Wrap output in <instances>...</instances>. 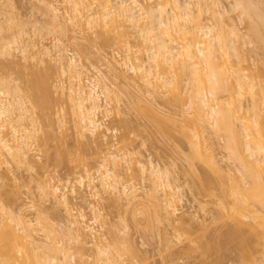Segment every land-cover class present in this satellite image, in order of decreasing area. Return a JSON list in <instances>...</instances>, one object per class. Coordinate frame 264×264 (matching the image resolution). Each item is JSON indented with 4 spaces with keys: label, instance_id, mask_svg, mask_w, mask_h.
Instances as JSON below:
<instances>
[{
    "label": "bare ground",
    "instance_id": "6f19581e",
    "mask_svg": "<svg viewBox=\"0 0 264 264\" xmlns=\"http://www.w3.org/2000/svg\"><path fill=\"white\" fill-rule=\"evenodd\" d=\"M7 1L4 0L2 3L9 5L8 2H13ZM37 1L41 4L37 5L43 7V10L41 8L43 13L46 14V10L48 15L51 13L53 17L51 19H54L53 22L50 20L49 26L56 23L54 25L56 29L52 25L51 29H46L49 30L47 32L54 28L56 35V30L69 19L72 21V25L68 23L71 28L78 27L77 29L85 34L89 31L94 32V35L99 33L97 36L100 35L99 38L103 42L99 39L98 41L114 45L117 51L111 52L110 56H104L106 70L100 68L102 65L100 67L92 65L94 70H91L92 66L88 67L79 62L75 54H67L65 46H61L59 35L47 42L43 41L45 36L48 37L42 32L44 24L42 26V23L39 25L32 23V27L29 28L31 25L28 27L29 31L25 24L19 25L16 29L18 21H15L14 17L12 19L15 22L11 20L10 15H3V21H0V167L3 163L9 164L11 161L17 163L24 161L27 165L32 163L33 167L34 159L28 154L34 145L32 143H35V140L38 143V140L45 145L48 139L52 138L56 140L53 156L57 162L64 158L75 161L83 173L77 174L74 180L69 176L54 179L50 173H44L42 178L40 177L41 191L53 196L54 200L65 208L67 214L64 227L61 228H58V224L50 220L48 215L43 217L41 213V217L38 216V213L44 212L43 208L40 210L39 207L36 208L37 216L32 218L24 212L23 207L8 206L6 203L9 201L5 202L0 198V264H130L123 262L124 258L121 257L123 251H126L123 248L128 245L123 248L119 245V242L121 243L119 239L126 241L128 239L124 236L127 234L128 223L123 222L118 229L117 226L113 227L117 232L111 230L112 241L102 240L105 238L104 233H99L92 223L98 218L101 220L100 227L106 223L101 219L104 217L100 210L102 207H97L98 203L95 204L102 199L104 191L106 196L107 193L112 195L110 200L113 199V202H124L126 205L131 203V207L138 201L140 203L142 201L140 197L144 195V199L148 198V201L153 199L152 203L159 210L164 209L165 213L155 210L156 215L172 213L173 219V213L176 214V202L181 198L179 195H182L179 184L175 183L178 176L172 175L150 154L143 158L140 152L125 150L127 149L125 145L130 142L125 138L128 137L126 131L127 136L119 134L126 139V144L123 142L125 149L122 145L123 149L121 146L114 148L115 141L109 138V133L106 134L110 126L108 127L100 117V114L106 115L112 109L120 112L121 96L113 97L112 81L110 82L108 78L112 75L117 78L120 75L125 76V72L130 73L140 92L141 86L144 87L140 94L142 97H139L145 99V105L154 115L164 114V109L159 108L154 101H157L159 94H161L159 101L163 99L164 104H170L173 98H176L187 107L184 109L182 106L180 112L191 114L190 122L179 129L183 139L190 145V151L185 154L190 167L187 168L190 169V174L196 173L197 177H200L196 168L198 165L196 166V163L194 165L195 159L204 162L215 172L213 176L209 173L211 171L204 173L199 181L200 186L212 190L211 196L216 195L212 196L216 198L214 199L216 216L225 223L224 230L220 231V235L217 234L219 236L216 237L214 234L211 235L212 239L202 238L198 240L199 242L196 240L202 247V252L210 251L211 254L215 246L220 249L232 242L242 250L243 257L249 256L252 246L250 233H253L261 243L264 256V113H262L264 111L261 110V104H264L263 75L261 76L260 72L258 73L261 78L255 75L257 71L253 74L252 62H244L248 57L243 53L247 51L240 53L242 50L240 43L250 39H246L244 33L236 28L237 22L232 21L235 16L229 13L237 9L238 15L244 23L246 22L244 24L248 35L246 37L253 38L255 35L254 38L262 43L260 41L257 43V40L253 39L260 48L261 45L264 47L262 30L264 6L261 0L259 2L234 0L231 8L226 7L224 0ZM68 25L67 28H70ZM9 28L11 30L10 33L7 31L8 35L6 29ZM13 28L15 30H12ZM12 48L20 52L17 54L18 57L12 58V54L14 55ZM2 56L6 59L4 63L14 64V67L11 66L13 69L18 65L16 76L10 74L11 71L15 74L13 69L9 71L10 73L5 71L7 65L3 63ZM252 59L254 61V57ZM2 66L6 68L4 71ZM118 68L120 73L116 71ZM256 69L260 70L258 67ZM144 92L151 95L150 99H146L148 96L145 95L143 97ZM172 94L175 97L171 96ZM172 110L167 112L171 119H175L173 115L175 110ZM124 123L123 126L127 125L126 121ZM129 124L127 127L130 129ZM157 126L164 134L166 133V136H172L173 133L169 131L171 128L167 129L168 126L163 124ZM69 128L73 131H69ZM71 131L76 134L75 137L83 149H90L92 157L100 156V160H96L97 165L94 164L98 182L93 176L95 171L92 173V168L79 146L76 147L77 152L68 147L67 137ZM209 131L215 136L218 134L223 137V146L227 151L226 160L229 159L232 165L228 162L230 166L224 167L219 163L221 160L216 158L215 151L213 153L215 147L212 144L215 141L211 139ZM121 132L124 133V130ZM121 161L131 163L125 168L130 170L129 173L125 169L123 171L125 174L120 172L121 167L118 166ZM8 164L7 166H10ZM136 177L150 182L141 192L137 191L139 186L133 183L132 178ZM75 180L79 186L81 185L82 190L83 186L89 189L88 192L91 198L96 199L95 202L90 197L86 198V194L81 190L78 191ZM207 189L206 194L210 192ZM77 195L82 198L80 201L84 200L87 204L82 205L81 201V206H74L72 196ZM87 199L90 200L87 202ZM203 203L206 205L205 201ZM85 206L91 212L89 217L87 214L89 211H85ZM160 217L158 215L156 219ZM90 242L97 254L91 261L88 260L90 254H87L86 247ZM128 250L133 252L134 248L130 245ZM220 251L221 254H217L218 256L223 255L221 249ZM208 257L202 260L206 263L205 259ZM249 261L254 264L253 258H249Z\"/></svg>",
    "mask_w": 264,
    "mask_h": 264
},
{
    "label": "rangeland",
    "instance_id": "374dc122",
    "mask_svg": "<svg viewBox=\"0 0 264 264\" xmlns=\"http://www.w3.org/2000/svg\"><path fill=\"white\" fill-rule=\"evenodd\" d=\"M2 1H4V0H2ZM2 1H1V3H2ZM8 1H11V0H8ZM253 1H255V0H253ZM257 1L259 2L260 0H257ZM262 1H264V0H261V3L264 6V2H262ZM11 2H8L9 5H7L5 2H4L5 4L2 3L4 5H2L0 3L1 4L0 5V21L2 19H4V18H2L3 15L7 14V15L11 16V20H13V21H14V19H15V21H18V22L21 21L20 23H22V21H23L22 25L20 23L16 22L18 24L17 26H15L16 29L18 28L19 25L23 26V24H25V27L27 29L30 25L31 26L29 28L32 27V23H33V25H35V24L39 25L42 23V26H43V24L45 26V27L43 26L42 32L44 35H48V37H49L48 38L47 36H45L46 38H44L43 41L46 40V42H47L50 40V38H52V37L56 38V36L59 35L60 37L59 36L58 37L60 38L61 46H65L67 54H69V53L75 54L76 57L79 58V60H80L79 62L87 65L88 67H90V65L91 66L92 65L99 66V67L102 65L100 67V68H102V70L107 69V67L104 63L105 59H106V58H104V56H110L111 52L113 53V51L114 52H115V50L117 51V48L115 49L113 47L114 45L112 46V45L107 44V43H101L103 41L101 38H99L100 35L97 36V34H99V33H97V34L95 33V35H94V32L89 31L88 33L85 34L82 31L80 32V30L77 29L78 27L73 29V28H71L72 26H70V25H72L71 24L72 21L68 19L67 20L68 22L65 21L63 23V25L61 26L63 28L62 29H61V27L59 28L60 31H58L59 29L56 25L58 30H56L57 31L55 33L56 35H54V31L56 29L54 27V25L56 23H54V25L52 24L53 27L55 28V29L53 28L54 31L52 30L53 33L51 30H50L51 32H47L49 30H46V29H51V26H52V25L49 26L51 24L50 20H52V22H53L54 19H51V17H52L50 15L51 13L48 15L47 11L45 9L44 10H45L46 14L43 13V11H42L43 7L38 6L41 4H38L39 2L37 0H13V2L12 3ZM35 2H36V4H35ZM10 3L12 4V6H10L11 5ZM224 3L226 4L227 8H231V6L234 3V0H224ZM38 7H40V8H38ZM41 8H42V10H41ZM229 13L234 14V16L236 17V18L234 17L232 19V21L237 22V23H235V25L237 24L236 28L238 27L237 29L241 30L240 32L244 33V36L246 39H248V38L250 39L249 41L245 42L246 44L240 43V47H241L240 49H242L240 53L245 52L244 50L247 51L245 54L243 53V55L248 57L244 62H250L251 61L252 62L251 65L254 67V70L253 71L251 70L253 72V74L256 71H257L256 73L260 72L261 76L263 75L262 77L264 78V69H263L264 65H262V64H264V51H263L264 47H263V45H261V48H260V45L257 44L260 40L254 38L255 35L253 38L255 40H257V43L253 38L246 37V35H247L246 30H245L246 26L244 25L246 22L244 23L243 19H241V17L238 15L237 9L231 10V12L229 11ZM235 14H237V16ZM13 17H14V19H12ZM46 17L49 18V19L47 18L48 21L46 20ZM45 20H46V22H48V24L46 22H44ZM13 21H12V23L15 22V21L14 22ZM16 23H15V25H16ZM68 23H70V25H68ZM27 24H28V26H26ZM67 25L70 26V28H67ZM13 27H14V25H13ZM15 28H13L12 30H15ZM29 28L27 31L30 30ZM10 30H11V28H9V30L6 29V33H7V31L10 33ZM262 30H264V28ZM262 30L260 31L261 34L263 32ZM4 32L5 31L3 30V33ZM3 33L1 34L2 36H3ZM6 33H4V34H6ZM82 33L85 35H83ZM89 33H91V34H89ZM7 34H6V36L8 37L9 34L8 35ZM88 34L90 37L88 36ZM102 35H104V34H101V36ZM93 36H95V37L92 38ZM251 36H253V35H251ZM263 36H264V32H263ZM98 39L101 40V42L98 41ZM251 39L254 40L253 41L254 43L252 42L253 44L251 43ZM260 43H262V42L260 41ZM243 44H245V45H243ZM246 45L249 46V48H247ZM250 47H251L252 52L250 51ZM258 50H260V51H258ZM12 51H14L13 52L14 55L12 54V58H16L19 56V55H17L19 52L18 50L15 51V49H13ZM248 51H249V53H248ZM247 53L249 54V56L251 53V56L254 57V61H252L253 57H251V56L249 57ZM252 53H253V55H252ZM19 54H20V52H19ZM0 59H1V57H0ZM2 60H3V63H4V60L6 62V59L5 58L3 59V56H2ZM255 61H256V64H255ZM4 64L7 65V63H4ZM9 64L10 63H8V65ZM12 64H10V67L11 66L14 67V64L13 65ZM46 64H47V61H46ZM8 65L6 67L7 69L5 68V66H2V70L4 71L6 69L5 71L7 73H10L9 71L12 70L13 68L12 67L9 68ZM94 66H92L91 70H94L93 69ZM3 67H4V69H3ZM256 67L260 68V70H258V69L255 70ZM17 68H18V65H17ZM17 68L13 69L15 71V74H14V72L11 71L10 74L12 76H16ZM116 71L120 73L119 68L116 69ZM261 71H263V73ZM125 73H126L125 76L120 75L119 78L112 77L113 75L109 76L110 79L108 78V80H110V82L112 81L111 85L114 89L111 92V94L113 95V97L115 95L121 96V101H120V105H119L120 112H118L115 109H112L110 112H107L108 115L107 114L103 115V113L100 114V117L103 118L104 123L106 125H108V127L110 126V128L107 129L106 134L109 133L110 134V135L108 134L109 138H112L115 141V143L113 141V143L115 145V146L113 145L114 148L116 146H117V148H119L122 145L123 148L125 149V147H126L127 149H125V150H129V152H130V150H134L133 152H135V153L140 152L139 154L143 158H146L147 155L150 154L151 157L155 161H157L162 167L167 168L168 171L172 175H177L178 179H175V183L179 184L182 195H179V197H181V198L180 199L178 198V201L176 202L177 205H175L176 206V210H175L176 214L174 215V213H173V219H171L172 213L170 214L171 217L167 213L165 215L164 209H163V211H162V209L159 210V208L154 206V204L152 203L153 199H151L152 201L151 200L148 201L149 200L148 198H147L148 200L146 198L144 199V197H145L144 195H143V197H140V200H142L140 203H139V201L136 205L134 203H132V204H134L133 207L135 209H132L133 207H131V203L127 204L128 205L127 206L126 203H124V202L123 203L119 202L120 204L117 202L116 203L113 202L112 201L113 199L110 200L111 199L110 197H112V195L110 193H107L108 195L106 196L105 191L102 192L105 197L103 196L102 199L100 198V200L95 202L96 199L91 198V196L88 192L89 189L86 186L85 187L83 186V190H82V187H80L81 185L79 186L78 181L75 180L76 188H79L78 191L81 190L83 193L86 194V198L90 197V199L94 200L95 204L98 203V204H96V206L98 205L97 207H100V208L102 207L100 209L102 212L101 211L100 212H101V214H103L104 217H102L101 219H104V221L106 223H104L103 226L100 227L99 224L101 223V220L99 218L95 222H92V223H94V226H96L95 229L97 231H99V233L100 232L104 233L103 235L105 236V238H103L102 240L112 241L111 238H113V234H112L111 230H113L114 232L116 230V232H117V229L123 225V222H125V223L127 222L128 223V227L126 226L127 227L126 228L127 234H124V236H126L128 238L127 241L130 242V245L134 248V251L132 252V251L128 250L130 247L129 242H127L125 239H123V240L119 239L122 243L121 244L119 242V245L122 248L125 245L129 246V247L127 246L126 248L124 247L123 249L126 251H123L124 253L121 254V257L124 258L123 262H125V263H130V264H252L251 261H249V258H253L254 262L253 261L252 262L254 264H263L264 256H263V253L261 250V243L257 239V236L254 235L253 233H250V238L252 239L251 240L252 246H251L249 254H248L249 256H246V257H248L247 259H246V257H243L242 250L237 248L236 245L232 242L229 243V245L231 244L230 246L226 245V247H228V248H226L224 246L220 248L222 250V253H223V255H219L220 257L217 254H219V253L221 254V251H220V249H218L217 246L214 247V250L211 251V254H210V251H209V253H208V251L202 252V249H201L202 247L199 245V243L197 244L196 240L198 241L199 239H202V238H207L208 240H209V238L212 239V236H214V234L216 236L217 234L221 233L220 231L224 230V227H225L224 224L225 223H223L224 221H220L216 216V210L214 209L215 208L214 207V205H215L214 199L216 200V198L212 197V196H216V195L211 196V194H213V193H211L212 190L210 191L206 188L208 191H210V192H208L210 194L207 193L208 194L207 195L205 187L200 186V181H199L200 180L199 178H201V176L204 173L211 171L209 173H210V175L213 176V175H215L214 174L215 172L210 170V168L204 162H201L199 160L201 162L200 163L198 160L194 159V165H195V163H196V166L198 165L196 168L199 172V173L198 172L197 173L199 174L200 177H197L198 175L196 173L190 174L191 171L189 169L190 168L189 164H188L189 161H187V159H188L187 157H186L187 159L185 158V154H187L190 151V147H189L190 145H189V142H187L186 140L183 139V137H182L183 134H181L179 129L182 125L188 124L190 122L189 121V119H190L189 115H191V114L186 115L185 113L183 114L180 112V108L182 106L184 107V109H187V107L184 104L182 105L181 104L182 102L176 100V98L172 97L173 101L171 100L172 102L170 104H167V103L164 104L162 102L163 99H162V101H159L158 99H161V98H159L161 94H159L157 101L156 100H154V101H155V103H157V105H159L158 106L159 108L164 109V114L159 115V116L154 115L153 113H151L148 110L147 106L145 105V99L140 98V97H142V96H140V94L142 93L144 87L141 86V92H140L139 88L137 87V84L134 82V80H132L130 73L129 72H125ZM256 73H255V75L260 77V75H259L260 73H258V74H256ZM259 77H258V79H259V81H261V79H260L261 77L260 78ZM263 78H262V80H263L262 82L264 84ZM262 91H264V89ZM142 95H143V97H144V95L148 96V97H146V99H148V98L150 99L149 96H151V95H146V92H144ZM163 96H164V94H162L161 97L163 98ZM171 96H174V95L172 94ZM137 97H139V98H137ZM165 102H166V100H165ZM261 105H262L261 110L264 111V106H263L264 104H261ZM171 109L175 110V112H173L175 119H171L168 112H167V110L169 111ZM262 113H264V112H262ZM101 115H103V116H101ZM124 120L126 121V124H127V125H124L126 127H124L122 125L125 122ZM158 122H159V124H158ZM161 123L164 126H168V127H166L167 129L171 128L169 130L170 132L173 133L172 136L170 135L171 137L166 136V133L164 134L163 131L158 129L157 125L162 126ZM128 124H129V127H131L130 129L127 127ZM70 128H69V131L70 130L73 131V129H70ZM126 128H127V130H126ZM123 130H124V133L121 132ZM72 131H71V134H68L70 136L67 137L68 138L67 139L68 140V147L77 152L76 149H78V148H76V147L79 146L80 150H82V152H83V155L87 158L89 166L92 168L91 169L92 173H93V171H95L93 173V176L95 177V181L98 182V180L96 179L97 178V171H96L94 164L97 165L98 161H96V160L97 159L100 160V158H99L100 156L97 158H96V155H95V157H92L90 154L91 153L90 149H88L87 147H84L87 149H83V146L80 144V141L77 139V137H75L76 134L74 135ZM125 131H126V134L128 135V137L130 138V140L128 137H125V138L128 139L127 141H130V142H127L128 144L125 145V147H124L123 142H125L126 139L124 140L119 134H121L123 136H127V135H125ZM209 133L212 136L211 139H214L213 141H215V143H214L215 145L212 144V146L215 148H213L214 150L213 149L212 150H213V153L215 151V153H216L215 156H217L216 158L218 160H221V161H219V163L221 165H223L224 167L230 166L228 163V162H230L229 159L226 160L227 157L225 154L227 151L224 149V146H223V144H224L223 143L224 142L223 137L221 135L218 136V134H216V136H215V135H213L214 133L210 132V131H209ZM119 136H120V138H122V140H120ZM48 140L49 141L47 142V144L48 143L49 144L48 145L45 144L46 146L41 141L39 142L38 140H37V142L41 143L42 145L41 144L38 145V143H36V140H35L36 144L34 142L32 143L34 145L31 146V149L28 151V154H29V157L31 159H34L35 165L33 164V167L31 165L32 163H29V165H27L26 163H24V161H22V162L18 161V163L15 161H11V162H9V164L8 163L2 164V166L0 167V173L2 175V178H1L2 181L0 179V182H2L3 184L0 183V198L1 199L3 198L2 200L5 202H6V200L9 201L6 203V204H8V206L10 205L13 207H16V206L17 207L18 206L23 207L22 209H24V212L28 213L27 215L31 216L32 218L35 215L37 216L38 211H36V208L39 207L38 210H40V208L41 209L43 208L44 212L39 211L40 213H38V216L41 217V215H40L41 213H42V216L48 215V218L50 217L51 218L50 220H54L53 222L58 224L57 227L61 228L62 226L64 227V224H65V222H64L65 218H66L65 214H67L64 210L65 208L62 206L61 203H58L56 200H54L53 196L44 194L41 191L42 189L40 188L41 187L40 186V177L44 173L45 174L50 173L51 175H53L54 179H57V178H63L64 179L65 177L69 176L74 180L75 176L77 177L79 175V173L81 174V172L83 173V171L81 170L82 169L81 167H79L75 164V161H73L74 162L73 163L72 160H69L67 158H64V160H62L61 162H59V161L57 162L56 158H54L55 156H53V154H55L53 152L55 151V145L54 144L56 143L55 142L56 140L52 139V138H49ZM116 143H118V144L116 145ZM125 144H126V142H125ZM42 146H45V147L43 148ZM122 146H121V148H122ZM46 147H48V148H46ZM46 153H48V154L46 155ZM122 161H124V160H122ZM195 161H197L199 164ZM122 163H120L118 166V168L121 167V168H119L121 173H123L124 169L129 164H131V163L127 164L126 162H122ZM202 163H204V164H202ZM231 163L232 162H230V164ZM7 164L10 166H7ZM110 164H112V163H110ZM187 164H188V166H187ZM30 165H31V167H29ZM123 165H125L124 168H123ZM112 166H113V164H112ZM187 167H189V168H187ZM126 172L129 173L130 170L127 169ZM123 174H125V172ZM126 175L129 176L128 174H126ZM132 179L134 181L133 183H136V186H139L138 187L139 189L137 190L138 192H141L143 190V188L148 187V185L150 183V182H148V180H142L139 177L132 178ZM194 184L196 186L198 185L197 186L198 188L199 187L203 188L205 191L203 189L201 190L200 188L198 189ZM81 191H80V193H82ZM41 192L43 194H41ZM109 194H110V196H109ZM77 196L76 197L72 196V201L73 202L75 201L74 206L78 207V206H81L80 202L82 200L80 201V199H82V198H80L79 196H78L79 198H77ZM90 199H87V202ZM29 200H32V201H29ZM93 200H91L92 203H94ZM204 201L206 202V205H205V203H203ZM31 202L32 203L34 202L35 204L34 205L30 204ZM77 202H79V203H77ZM83 203L85 205L87 204L86 201H84V200L82 201V205H84ZM146 203H147V205H146ZM200 204H202L203 207ZM85 208H86L85 211H87L88 208L86 206H85ZM145 208H147L148 212H146L147 210ZM74 209L76 210V207ZM131 209L135 210V211L132 212ZM155 210H159L160 212L162 211L164 213L158 212L159 214L156 215L155 212H157V211H155ZM89 213L91 215L90 211L87 212L88 217H89ZM133 213H135L134 215L136 217L134 215H132ZM161 214H162V216H161ZM158 215H159V217L161 216L160 219H156V216L158 218ZM163 215H165V217ZM100 216H102V215H100ZM166 216L168 218H166ZM174 217H176V218L174 219ZM152 223H154V224H152ZM119 225H121V226H119ZM114 226L115 227L117 226L116 227L117 229L114 230L113 229ZM58 228H57V230H58ZM109 228H110V230H109ZM192 230L195 232H193ZM118 232H120L121 235H123V233L120 230H118ZM202 234L203 235L205 234L206 236L203 237ZM117 235H118V233H117ZM219 235H217V236H219ZM193 236L194 237L196 236L195 240H194ZM87 237H89V234L87 235ZM119 237H120V234H119L118 238ZM121 237L126 238L123 236H121ZM92 245L93 244L91 242L86 244V247L88 250L87 254H90V257H88L89 261L94 260L96 255H97L95 250L92 249ZM234 245H235V247H234ZM223 248L225 251L223 250ZM217 251H218V253H216ZM201 254H203L202 257H201ZM208 255H209V257H208ZM205 257H208L205 259L206 263L203 261L204 260L203 258H205ZM247 260L249 261V263Z\"/></svg>",
    "mask_w": 264,
    "mask_h": 264
}]
</instances>
